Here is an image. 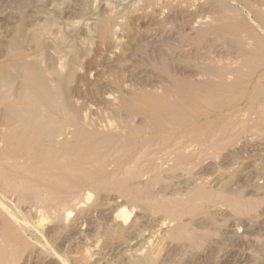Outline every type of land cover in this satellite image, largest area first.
Segmentation results:
<instances>
[{"label": "bare ground", "instance_id": "6f19581e", "mask_svg": "<svg viewBox=\"0 0 264 264\" xmlns=\"http://www.w3.org/2000/svg\"><path fill=\"white\" fill-rule=\"evenodd\" d=\"M131 5L118 14L104 0L105 15H84L79 21L83 57L63 39L41 42L42 33L53 28L51 20L30 33L24 51L21 28L10 41L17 50L0 61V264H12L21 251L37 247L24 236L39 234L41 226L27 222L22 211L48 214L58 226L73 228L89 208L81 199L85 191L163 211L171 217L168 235L195 241L197 235L181 221L182 211L192 213L197 203L216 196L198 186L186 199H169L152 186L194 154L264 130V0H134ZM178 17H188L183 38L195 51H207L196 64L176 63L181 59L174 58L171 45L134 47L137 37L148 35L137 29L141 20ZM79 22H68L69 32ZM39 46L42 57L26 54ZM89 48L104 57L88 54L89 60ZM220 49L225 56H211ZM222 200L236 210L249 206L236 197ZM120 207L109 211V219L125 233L136 219L128 222ZM72 212L78 216L70 219ZM144 254L136 253L128 264H149Z\"/></svg>", "mask_w": 264, "mask_h": 264}, {"label": "rangeland", "instance_id": "374dc122", "mask_svg": "<svg viewBox=\"0 0 264 264\" xmlns=\"http://www.w3.org/2000/svg\"><path fill=\"white\" fill-rule=\"evenodd\" d=\"M102 1L104 0H0V61H7L16 52V47H10L9 43L18 35L19 28L23 32L20 42L24 51L26 44L31 41L30 33L39 31L50 20L53 28L50 25V30L42 33L41 42L44 44L46 38H51L52 43L63 39V45L72 43L71 46L82 57L85 56L84 46L81 44L83 23L81 25L80 22L86 20L84 15H105L107 11L102 8ZM106 1L110 9L119 11L118 14L124 13L134 4V0ZM168 19L170 20L167 18L156 22L141 20L143 23L139 22L137 29L140 32L146 30L147 40H143V36L142 40L137 37L134 47L146 51L147 48L157 49L158 46L162 48L171 45L175 48L174 58L181 59L175 60L176 63L182 61L181 63L196 64L198 58L205 56L207 51H195L189 41L183 38V25L188 17L171 18V21ZM71 21L80 22L74 31L69 32L66 26ZM90 48L86 54L89 60L104 57V52L95 55ZM26 54L41 56L44 49L39 46L26 50ZM210 54L213 57L225 56V51L214 50ZM141 67L145 69L144 66ZM262 131L241 133L231 142L207 148L203 155L194 154L181 166L162 173L152 186L158 196L169 199H186L198 186L207 188L209 193L216 196L212 202L197 203L193 214L182 211L181 221L197 235L196 242L176 240L168 235L166 223L171 217L163 211L149 210L142 205L133 208L123 200L115 202L109 195L102 194L100 198L94 192L85 191L81 199L84 198L83 204L89 208L80 217L77 212H72L70 219L78 216V224L73 228L58 226L48 214L41 218L22 211L21 216L27 222L41 226V230L39 234L24 236L26 240L29 239L25 240L29 245L37 242V247L21 251V255L12 264H128L140 251L145 253L149 264H264V130ZM222 196L243 199L249 206L244 210H236L224 202ZM117 204H120V208H126L128 222L136 219L133 230L123 233L112 225L109 211L114 207L116 209ZM39 241L42 244H38ZM43 244L46 249H43Z\"/></svg>", "mask_w": 264, "mask_h": 264}]
</instances>
